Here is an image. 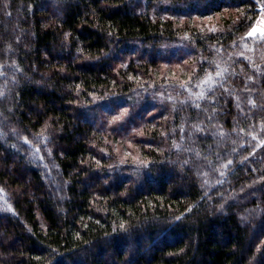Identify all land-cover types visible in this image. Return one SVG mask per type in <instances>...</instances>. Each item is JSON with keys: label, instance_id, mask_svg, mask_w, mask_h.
<instances>
[{"label": "trees", "instance_id": "16d2710c", "mask_svg": "<svg viewBox=\"0 0 264 264\" xmlns=\"http://www.w3.org/2000/svg\"><path fill=\"white\" fill-rule=\"evenodd\" d=\"M260 9L0 0V264H264Z\"/></svg>", "mask_w": 264, "mask_h": 264}, {"label": "snow or ice", "instance_id": "6c2138e0", "mask_svg": "<svg viewBox=\"0 0 264 264\" xmlns=\"http://www.w3.org/2000/svg\"><path fill=\"white\" fill-rule=\"evenodd\" d=\"M259 33V38L261 40H264V27H253L251 29V31H249L247 33L248 36L252 37V36H257V34ZM220 73H217V75H219ZM209 80H211V77H209ZM207 82V81H206ZM199 98H203L204 94L203 93H199ZM249 103H254L253 101H249ZM199 105H197L198 107Z\"/></svg>", "mask_w": 264, "mask_h": 264}, {"label": "crops", "instance_id": "0c3cea01", "mask_svg": "<svg viewBox=\"0 0 264 264\" xmlns=\"http://www.w3.org/2000/svg\"><path fill=\"white\" fill-rule=\"evenodd\" d=\"M253 27H264V10H260L259 15H258L255 23L251 27V29ZM251 29H250V31H251Z\"/></svg>", "mask_w": 264, "mask_h": 264}, {"label": "rangeland", "instance_id": "374dc122", "mask_svg": "<svg viewBox=\"0 0 264 264\" xmlns=\"http://www.w3.org/2000/svg\"><path fill=\"white\" fill-rule=\"evenodd\" d=\"M260 10H263V9H260ZM260 12V11H259ZM250 31V30H249Z\"/></svg>", "mask_w": 264, "mask_h": 264}]
</instances>
